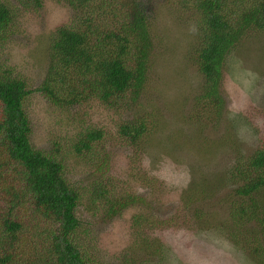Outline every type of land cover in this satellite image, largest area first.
<instances>
[{
  "label": "trees",
  "instance_id": "1",
  "mask_svg": "<svg viewBox=\"0 0 264 264\" xmlns=\"http://www.w3.org/2000/svg\"><path fill=\"white\" fill-rule=\"evenodd\" d=\"M18 1L21 5L0 0V42H6L12 33L14 15L20 7L33 3L40 6L44 0ZM57 2L66 6L68 20L49 35L45 44L47 68L42 83L31 89L25 78L0 69V264H104L100 259L104 250L96 252L91 248L95 240L90 237L91 221L97 218L102 223H121L120 218L128 212L126 221L133 239L113 244V248L123 250L119 257L122 262L130 255V262L143 264V253L159 254L168 245L165 232L191 230L197 235L202 228L199 225H203L208 227L207 235L234 249L243 264H264V138L254 153L243 155L239 151L226 172L212 180L208 191L204 188L205 176L201 177L192 186L195 190L183 193L180 200L170 203L175 202V206L168 204L164 211L153 204L152 195L163 201L175 194L166 198L159 188L151 191L152 195L137 194L139 189L134 190L131 185L137 186L144 176L133 169L119 181L122 183H116V174L98 179L97 174L105 178L108 169L107 160L94 157L98 153L95 144L106 136L104 130L86 126L74 134V139L69 138V145L55 142V151L33 144L32 122L26 108L34 94H40L62 112L95 103L123 111L139 101L151 69L154 22L149 2ZM172 2L183 17L189 11L195 18L197 42L190 46L187 55L190 54L202 81L194 107H203L215 124L224 122L228 132L225 142L232 147L237 138L232 130L236 118H247L256 109H245L237 116L228 112L224 91L226 64L251 35L264 38V0ZM198 111L194 109L192 113L202 117ZM117 131V138L134 147L136 158L146 151L152 135L146 120L123 121ZM71 157L80 158L98 172L95 186L84 197L66 172V161L71 163ZM147 171L148 167L142 174ZM154 179L162 186L158 176ZM228 186L232 189L226 200L217 197L219 208L211 212L210 208L196 207L197 199L210 201L212 196L208 194L216 197ZM81 206L92 213L90 222L82 218ZM222 209L226 218H213ZM140 218L146 231H133ZM97 237L103 249L108 247V238L100 233ZM202 259L203 264H210L217 258L207 255Z\"/></svg>",
  "mask_w": 264,
  "mask_h": 264
},
{
  "label": "rangeland",
  "instance_id": "2",
  "mask_svg": "<svg viewBox=\"0 0 264 264\" xmlns=\"http://www.w3.org/2000/svg\"><path fill=\"white\" fill-rule=\"evenodd\" d=\"M11 1L20 4L18 0ZM146 1L152 6L150 14L154 22V49L150 59L148 84L133 107L126 106L122 111L121 108L95 103L86 108L62 112L56 110L40 94H34L26 109L32 122L33 144L49 151L57 150L55 142L58 141L61 146L69 145V138L74 139V134L81 132L86 126L104 130L106 136L95 144L98 153H94V157L98 161H108L105 178L97 174L92 165L84 163L78 157H71V163L66 161L68 178L82 197L95 186V174L100 181L116 174V183H122L119 181L128 174V170L133 169L134 173L144 176L136 183L137 186L131 185L134 190L139 189L137 194L152 195L151 191L156 188L166 198L175 194L171 199L163 201L152 195L153 204L164 211L165 206L172 201L180 200L183 193L190 194V189L195 190L192 186L201 177L205 176L204 188L208 191V187L213 184L212 180L226 172L239 151L243 155L254 153L259 140L264 138V38L251 35L247 38L248 41L242 43L240 50L227 60L224 91L228 100V112L237 116L245 109H256L253 115L247 114V118L244 115L236 118L232 130L236 131L237 138L233 140L231 147L225 142L228 132L224 122L215 124L209 120L203 107H194L202 80L192 64L190 54L187 55L190 46L197 42L193 12L188 11L183 17L172 0ZM16 12L12 33L7 36L6 42H0V69L25 78L30 88L35 89L42 83L47 68L43 50H46L48 37L67 22L69 12L57 0H44L40 6L34 3L24 5ZM48 57L47 53V60ZM194 109H198L202 117L197 113L195 117L192 113ZM143 120L147 121L152 135L148 137L146 151L136 158L134 147L117 138L116 132L123 121L138 123ZM213 142L217 144H212ZM202 144L205 145L201 147ZM199 147L202 149H198ZM147 167V173L142 174ZM155 176L159 177L162 186L157 184ZM151 187L153 190H150ZM230 189L232 187L228 186L216 197L208 194L212 196L210 201H205V198L200 201L197 199L196 207L210 208L212 212L216 207L219 208L218 200H226L231 193ZM172 190L176 193L170 192ZM175 202L169 206H175ZM80 212L82 218L90 222L92 213L83 206ZM167 212L172 214L171 211ZM128 213L120 218L121 223H102L99 222L102 219L97 218L91 221L90 237H95L91 248L96 252L104 250L100 258L104 264H136L129 261L130 255L127 261L122 262L119 257L123 250L113 248L116 242L133 239V232L128 230L126 221L129 219ZM132 214L131 212L130 216ZM225 216L226 211L222 209L213 218H226ZM135 218L138 219L139 215ZM137 223L138 226L132 228L133 231H146L142 218ZM199 226L202 228L197 235L191 230L165 232L168 245L159 254L143 253V264H203L202 258L207 255L217 258L216 262L213 259L210 264H243L236 257L234 249L216 237L207 235L208 227ZM99 233L103 238L109 239L105 249L99 244ZM217 234H220L219 229Z\"/></svg>",
  "mask_w": 264,
  "mask_h": 264
}]
</instances>
